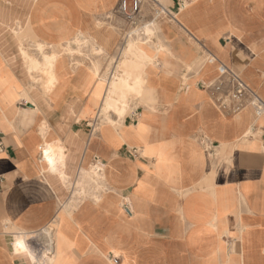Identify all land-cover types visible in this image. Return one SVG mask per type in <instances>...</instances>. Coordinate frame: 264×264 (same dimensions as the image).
<instances>
[{
	"label": "crops",
	"instance_id": "1",
	"mask_svg": "<svg viewBox=\"0 0 264 264\" xmlns=\"http://www.w3.org/2000/svg\"><path fill=\"white\" fill-rule=\"evenodd\" d=\"M118 2L0 0V264H264V114L223 111L204 86L218 74L206 53L264 104V0H162L165 52L123 124L94 130L102 56L115 69L132 30ZM80 35L106 53L98 75L62 48ZM28 40L56 55L43 97Z\"/></svg>",
	"mask_w": 264,
	"mask_h": 264
},
{
	"label": "bare ground",
	"instance_id": "2",
	"mask_svg": "<svg viewBox=\"0 0 264 264\" xmlns=\"http://www.w3.org/2000/svg\"><path fill=\"white\" fill-rule=\"evenodd\" d=\"M159 1L164 5L162 0H159ZM170 13L172 14V17L174 19V17H176V14L174 15L172 11H170ZM155 19L149 20L148 22L146 21L144 23L142 22L138 26L134 25L132 27V30L128 32V34L125 37V41H124L125 43L128 44V46L127 48H123L122 52L120 51V53H122L121 54L122 57L119 60H117L115 69H112V63H113L114 57L109 56V59H110L109 66L110 67L108 71L105 72L106 77L102 76L100 78L106 81L105 88H104V96L98 105L97 112H96V118L92 119L89 124L94 130L97 129L99 126L101 127L102 125H111L114 128H119L123 124L125 115L128 113L129 109L132 107L130 100L134 97H138V95L141 93V92L139 93L136 90L135 91L136 95L132 96V95L127 94L126 92L127 89L134 90L131 86H129V82H127V76L131 72V69L129 70V67L132 64H134L136 60H142V61L152 60L158 54H161L164 51V49H166L163 45L164 42L162 43L161 39L158 36L154 38L156 28L160 32L157 26V21L155 22ZM28 41L31 42V45L29 46L35 49V53L28 51V47H26L25 55L26 57L28 56L32 57L33 55L34 58H31V62L34 60L35 64L37 63L40 64V72H41L40 76H41V79L44 81L43 83L45 84V85H40V89H41L40 96L43 97L42 91L45 90V88H48V75L51 74V71L53 72L54 60L56 58V55L53 51H48V56L46 53H44V48L51 47L50 45H48V43L46 44L45 42L44 43L43 42H33L31 40H28ZM62 48L66 53H71L70 51L74 50V53L81 55V58L83 60L88 59L90 62L89 66L91 70L97 73V75L99 74V63L97 60L93 59V56L98 58L106 53H104V50L100 46L95 44L93 39L86 37V36H81V35L76 36L72 40L68 41L64 46H62ZM84 48L88 49V51L85 53L83 52ZM138 75H141V73L138 72ZM143 81L144 80L139 81L137 86L141 85V82L143 83ZM25 88L29 92L32 91V85L30 86L26 85ZM30 95L32 96L33 94L30 93ZM27 102L32 103L30 99H27ZM33 102H35L36 104V101H33ZM144 103H147V102H144ZM44 143L48 145V149L46 148L44 149L43 152H41L42 158L43 159L46 158L43 161L48 163L49 171L50 169L56 170L57 171L56 173L59 176L62 174V171L59 168V166L63 165L62 163L63 158L61 157L60 153H57L54 150V147H58L60 145L59 139L51 142V141H48V136L46 135L44 139ZM85 177H92V174H88ZM80 183H82V181L79 182L78 184L79 188L73 194L74 196L70 199L69 201L70 205H75L77 201L76 200L77 194H79L80 192L84 193V188H83L84 186H82V184Z\"/></svg>",
	"mask_w": 264,
	"mask_h": 264
},
{
	"label": "built area",
	"instance_id": "3",
	"mask_svg": "<svg viewBox=\"0 0 264 264\" xmlns=\"http://www.w3.org/2000/svg\"><path fill=\"white\" fill-rule=\"evenodd\" d=\"M146 5H150L151 10L155 13L154 19L158 17L173 19L170 10L159 0H119L117 12L133 27L144 21L145 17L141 13ZM206 62L216 64L217 77L204 86L211 92L213 101L219 109L237 113L249 102L255 107L257 114H264V104L253 96V93L237 73L216 58L211 59L210 54L206 57Z\"/></svg>",
	"mask_w": 264,
	"mask_h": 264
},
{
	"label": "rangeland",
	"instance_id": "4",
	"mask_svg": "<svg viewBox=\"0 0 264 264\" xmlns=\"http://www.w3.org/2000/svg\"><path fill=\"white\" fill-rule=\"evenodd\" d=\"M142 16L143 17H145V21H143V23L144 22H148L149 20H152V19H154L153 17L155 16V13L151 10V8H150V5H146V8H144L143 10H142ZM149 14V15H148ZM159 18H163V17H158V18H156L155 19V22L156 21H158V19ZM164 19H167V18H164ZM142 21V20H141ZM142 23V22H141ZM140 24V23H139ZM139 24H137L136 26H138ZM131 26V25H130ZM130 28V27H129ZM24 36L25 37H28L27 36V32H25V34H24ZM158 36V29L156 28V32H155V34H154V38H156ZM30 37V36H29ZM32 37V36H31ZM124 41H125V39H124ZM122 42V44L123 43H125V42ZM52 47L54 48V46L52 45ZM55 49V48H54ZM85 53V52H84ZM205 54V56H204V60L206 59V57L208 56L206 53H204ZM104 59V60H103ZM154 59H152V60H149V61H142V60H136L135 61V63L134 64H132L130 67H129V70L131 69V72L129 73V75L127 76V82H129V86H131L134 90H131V89H127L126 90V92H127V94H129V95H136V90L140 93L141 91H142V85H143V83L141 82V85H138L137 86V84H138V82L139 81H142L143 80V75L144 74H142V69H144L145 68V66H147L148 64H151L152 63V61H153ZM101 61H102V63H103V61H106V68L107 69H109V61H110V59L109 58H106V57H103L102 59H101ZM138 72H140L141 73V75H138ZM138 92H137V94H138ZM129 112V111H128ZM91 186V185H90ZM46 230H48V228H46V229H44V231L46 232ZM31 237V236H30ZM41 245H32V247L36 250V251H41L43 248H44V246H45V243L43 242V241H41V243H40ZM39 248H41V250L39 249Z\"/></svg>",
	"mask_w": 264,
	"mask_h": 264
}]
</instances>
